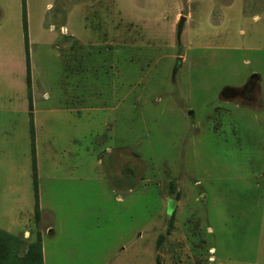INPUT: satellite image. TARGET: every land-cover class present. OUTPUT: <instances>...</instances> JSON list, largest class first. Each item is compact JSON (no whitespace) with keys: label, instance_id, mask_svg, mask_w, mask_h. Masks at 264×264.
Wrapping results in <instances>:
<instances>
[{"label":"rangeland","instance_id":"374dc122","mask_svg":"<svg viewBox=\"0 0 264 264\" xmlns=\"http://www.w3.org/2000/svg\"><path fill=\"white\" fill-rule=\"evenodd\" d=\"M26 5L31 67L0 0V264L41 231L42 264H264V0Z\"/></svg>","mask_w":264,"mask_h":264},{"label":"trees","instance_id":"16d2710c","mask_svg":"<svg viewBox=\"0 0 264 264\" xmlns=\"http://www.w3.org/2000/svg\"><path fill=\"white\" fill-rule=\"evenodd\" d=\"M23 31H24V38H25V45H26V53H27V67L30 66V55H29V28H28V15H27V5L26 0H23ZM27 83L29 87V93L31 96V82H30V74L29 71L27 72ZM34 138V136H33ZM36 211H39V206L37 204ZM34 255L38 257L37 263L39 262L42 264V252H41V244L38 242L34 247Z\"/></svg>","mask_w":264,"mask_h":264},{"label":"water","instance_id":"95a60500","mask_svg":"<svg viewBox=\"0 0 264 264\" xmlns=\"http://www.w3.org/2000/svg\"><path fill=\"white\" fill-rule=\"evenodd\" d=\"M186 18L184 16H181V19H180V26H182L183 24V21L185 20ZM259 74L258 73H253L251 76H250V81L251 80H254V79H257L259 78ZM237 89L235 88H231V87H225L223 90H222V95L224 96H228V95H233L234 92H236ZM175 205H176V199H170L169 201V211L172 212L175 208Z\"/></svg>","mask_w":264,"mask_h":264},{"label":"crops","instance_id":"0c3cea01","mask_svg":"<svg viewBox=\"0 0 264 264\" xmlns=\"http://www.w3.org/2000/svg\"><path fill=\"white\" fill-rule=\"evenodd\" d=\"M29 55H30V49H29ZM30 67H31V58H30ZM31 88H32V91H31V99L33 100V81H32V83H31ZM28 89H29V87H28ZM76 101V100H75ZM75 101H73V105L76 103ZM30 114L32 115V117H34V111H33V101H31V103H30ZM63 108L64 109H67V110H70V109H72V107H71V105L70 104H68V105H64L63 106ZM74 108V107H73ZM33 132V131H32ZM33 136H34V139H35V130H34V132H33V134H32ZM124 170V169H123ZM38 206H39V211H40V213H42V209H41V206L38 204ZM35 208H36V206H35ZM26 232V231H25ZM41 234H42V231H41ZM41 234H40V241H39V243L41 244Z\"/></svg>","mask_w":264,"mask_h":264},{"label":"flooded vegetation","instance_id":"af4514ba","mask_svg":"<svg viewBox=\"0 0 264 264\" xmlns=\"http://www.w3.org/2000/svg\"><path fill=\"white\" fill-rule=\"evenodd\" d=\"M253 90H255V83L253 80H251L244 86V88L236 90L233 96L237 94L244 96L246 93H250L249 91H253Z\"/></svg>","mask_w":264,"mask_h":264}]
</instances>
